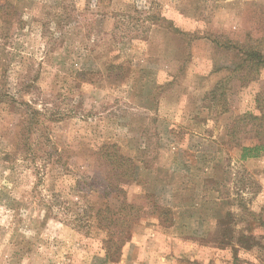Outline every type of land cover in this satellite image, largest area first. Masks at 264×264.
I'll list each match as a JSON object with an SVG mask.
<instances>
[{
  "label": "rangeland",
  "instance_id": "1",
  "mask_svg": "<svg viewBox=\"0 0 264 264\" xmlns=\"http://www.w3.org/2000/svg\"><path fill=\"white\" fill-rule=\"evenodd\" d=\"M0 4V264H264V151L240 161L236 146L256 144L258 128L229 132L259 113L256 98L264 112V66L241 85L225 68L240 54L220 45L264 42V0ZM226 80L217 115L205 96ZM11 98L58 119L46 126L71 171L4 158L24 113ZM110 144L136 169L121 194L101 198L85 183L109 173L96 150ZM146 201L168 208L170 224L142 214L108 259L84 210L145 212Z\"/></svg>",
  "mask_w": 264,
  "mask_h": 264
},
{
  "label": "trees",
  "instance_id": "2",
  "mask_svg": "<svg viewBox=\"0 0 264 264\" xmlns=\"http://www.w3.org/2000/svg\"><path fill=\"white\" fill-rule=\"evenodd\" d=\"M1 13L5 14V11L3 5L0 4V17L3 16ZM220 45L226 49L232 48L237 54H240L238 61L233 63V66H227L225 68L229 70L234 77L241 81V85L253 81L258 75L260 69L264 66V42L249 44L245 42L232 43L229 41L227 44L220 43ZM117 68H119L117 65H111L108 67L106 69L107 76H113L115 74L113 72L117 71ZM1 83L2 81L0 80V84ZM226 83L227 80L224 83L223 81L218 82V84L209 90L205 96L208 101L209 110H214L217 115L227 112L228 109L227 96L222 90V86ZM3 97H5V93L0 91V100ZM257 99L258 98H256V104L259 113L242 114L232 121L230 127L231 131L229 132H231V135L234 134V127L237 125L239 126V124L244 121H254L253 124H256L258 128V131L254 132V138L257 142L256 144L252 146H242L237 143L236 146L240 148V161L258 157L264 151V112L261 111V109L259 110ZM10 100L15 101L12 98ZM17 103L22 105L24 113L20 114L18 118L19 125L15 140L12 143L13 150L6 152L4 158L8 159L10 158V155H15L16 157L20 156L21 159L33 164H36L38 160V162L42 163L43 167L50 162L53 165H58L62 161L67 164V158L64 159L62 157L63 148L55 144L49 132V128L46 126L47 123L58 119L52 116H46L45 113L33 108L28 102L21 101ZM96 154L108 163L110 166L109 173H106L103 176H100L99 174L90 175L86 177V180L91 183L85 184H88V188L96 190L101 198L111 197L113 194L114 196L121 194L123 191L121 188L123 185L122 181L126 180V182H128L130 179H134L133 175L136 169V164H134L131 158L122 155L115 144L100 146L96 150ZM61 164V166H64L71 171L69 165L64 163ZM81 180H83V178ZM97 187L101 189L97 190ZM147 203L150 204V202ZM87 208L88 207L84 210V213L88 215L86 227L88 230L92 227H96L97 229L104 231V238L101 240V248L106 257L111 260L120 256L122 243L124 242L131 225L135 223L142 214L149 213L154 215L162 224H170L171 222L170 210L163 206H159L154 202L147 207V211L145 212L144 206H136L133 204H127L126 202H121L117 208H113L105 203L104 205L97 207L92 213H88Z\"/></svg>",
  "mask_w": 264,
  "mask_h": 264
}]
</instances>
